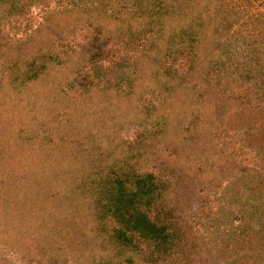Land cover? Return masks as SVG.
<instances>
[{"label": "trees", "instance_id": "obj_1", "mask_svg": "<svg viewBox=\"0 0 264 264\" xmlns=\"http://www.w3.org/2000/svg\"><path fill=\"white\" fill-rule=\"evenodd\" d=\"M112 1L66 0L61 9L47 11L45 24L26 38L27 46L22 50L36 56L39 48H45L43 43L46 41L39 39L40 36L45 35L49 39L47 43L51 50L54 44L68 37L73 29H84L85 26L98 28L101 32L99 38L104 40L113 33L111 28L120 26L124 29L122 34L131 32L127 38L130 40L135 37L136 33H133L138 27L133 22L144 16L142 25L150 26L149 33L154 34L156 46L147 48L142 56L127 54L119 66L121 76L128 73L126 83L128 95L131 92L132 98L117 93L121 84L116 78L106 88L114 90L111 94L102 91L103 95L99 96V92H89L86 87L84 89L87 91L80 93L76 82L81 63L91 59L88 54L68 57L67 62L60 63L57 61L59 56L50 52L45 60L50 65L43 70L35 60L22 61L17 65L18 55L13 51L12 43L5 40L4 32L1 34L0 110L4 117L0 119V221L3 220L0 223V248L5 250L12 246L13 249L20 241L24 242L22 251L35 247V255L29 256L28 252H32H26L23 264H73L75 261L83 264L85 258L89 259L90 264L94 261L93 256L96 259L93 264L99 261V264H142V260L143 264H150L154 259L142 252L143 239L147 240L154 234V237L164 238L165 232L169 233L167 237H172L174 231L151 221L147 216L149 212L135 211L136 199L139 203L138 197L141 196L139 200H146V206L151 210V202L156 198L166 202V187L169 190L176 189L174 185L184 187L181 179L191 173L194 180L198 178L202 186L206 185L208 198L211 195L215 197L205 202L204 212L200 210L199 224L202 230L198 241L202 250L208 247L206 238L210 237V246L222 250L221 253L218 250L208 251L207 255L213 260H216V255L223 258L227 252L237 254L242 250L236 260L228 254L231 259L228 256V259L223 258L218 264H237L239 258L248 261L253 256L255 264H260L258 260L263 261L264 258L259 248L260 243L264 247V192L256 188V182L252 181L259 173L253 174L249 179L250 184L241 189L235 187L242 180L239 177L223 191L218 188L228 179L226 171L233 177L238 175L240 170L234 165L240 164L239 157L244 148L264 153V122L256 125L253 121H264V110L263 119L256 120L257 112L262 109L248 111L250 109L244 107L233 113L231 110H222L225 103L219 97L213 99L197 93L188 96L184 93V86L191 84L194 77L199 81L207 80L204 74L208 72L209 75V68L227 53L223 52V44L217 43L215 39L216 32L221 39L225 36L224 31L217 26L213 32L215 18L222 11L215 0L210 4H205L204 0H135L137 3L145 2L143 10L136 7L127 17L115 19L106 11ZM28 2L34 4L41 0ZM24 3L25 0H0V16L9 17L16 10L23 9ZM119 3L121 0H118ZM223 4L224 1L221 6ZM5 5H10V9ZM260 23L263 25L264 21L259 20L256 25ZM185 27H193V30L188 31ZM176 38H180L178 44L183 42L190 47L191 59L202 62L192 78L174 75L172 70L161 71L165 50L178 55L182 54L181 51L185 52L180 50V45L172 44ZM252 41L254 47L247 46L252 50L251 58L243 55L242 64L235 62L236 69L224 64L220 65V69L225 74H235L245 79L248 90L261 92L262 87L255 84L264 75V66L260 65L264 56V42L257 43V39ZM7 55L10 57L4 58ZM6 60L13 68L12 72H5L3 64H6ZM77 60V66L73 69L71 64ZM258 67H262L260 71ZM7 68L10 69L9 66ZM261 82L264 84V81ZM67 83L71 85L70 93L62 90V86ZM151 95H159L156 103L140 104L143 98ZM253 100L260 103L258 96H254ZM124 104L126 110H119ZM113 112L115 114L111 117ZM191 117L195 118V131L191 135L192 141L186 142L188 149L192 154L209 152L208 159L212 162L211 166L207 164L199 170L188 165L190 162L183 151L170 154V151L164 153L157 147L182 134ZM156 119L160 120L158 131L145 128L136 144L113 134L115 130L129 125H148ZM217 119L230 125L227 132L239 130L234 137H240L241 146L214 145L209 150L210 145L203 142L207 137V141L213 138ZM248 123L251 129L246 132ZM184 147L181 149L184 150ZM134 152L140 153V159H144L140 167L151 165L153 170L159 172V179H164L160 175L165 173L173 181L169 185H161L155 183L157 176H154L151 184L142 186L141 181L128 188L126 180L129 175L124 171L130 172L135 167L130 165L126 154ZM95 154L97 160L92 157ZM85 158L90 160L87 165L84 163ZM78 159L83 160L77 162ZM60 164L62 172L58 171ZM21 175H30L31 183L19 182ZM122 175H125V179ZM82 183L84 189L79 187ZM216 189L219 192H215ZM105 197L110 199L111 207L102 206ZM55 209L57 211L54 212ZM105 212L111 216H105ZM134 230L138 233V244L130 235ZM42 233H50L55 244L50 246L47 242L42 243L37 237ZM164 241L162 245L166 247L168 242L166 239ZM207 255L201 256L208 258Z\"/></svg>", "mask_w": 264, "mask_h": 264}, {"label": "rangeland", "instance_id": "obj_2", "mask_svg": "<svg viewBox=\"0 0 264 264\" xmlns=\"http://www.w3.org/2000/svg\"><path fill=\"white\" fill-rule=\"evenodd\" d=\"M28 1L31 0H25L23 9L16 10L15 13L10 14L9 17L3 18L2 15L0 16V37L1 34L4 32L7 38L5 40L12 43L13 51L18 55L16 57L17 65L22 61L32 62L33 60H35L38 67L43 70L44 67L46 68L47 65H50L48 61L45 62V60H47L46 57L48 54H50V52L54 55L57 54L59 56L57 61L60 63H64L66 60H68V57H72L78 54H88L90 56L89 58L91 59L87 60L85 63H81V69L76 82V88H78L80 93H85L87 90L89 92L93 90L99 92V96L103 95L101 94L102 91L103 93L109 92V94H111L112 92H114V90L111 88L107 90L106 88L113 80V78H116L121 84V87L118 90L119 92L117 93L125 94V96L132 98L131 92H129L128 95L129 89L128 83H126L128 73L124 76H121L119 74V66L122 62V58L125 59L127 54L131 53L138 56H142L147 48L156 46L155 40L153 38L154 34L152 32L149 33L150 26L143 27L142 25V18H144V16L140 17L141 19L139 21L135 20L133 22L136 26L138 25V27L133 33V35L136 33L135 37L131 38L130 40L128 39L131 35V32L129 33L128 31H126L124 34H122V30L124 29L120 26H115L111 28L113 30V33L115 35L117 34L118 36H115L113 33H111L110 38L105 40L99 38L98 34H101V32H99L98 28H87L85 26L84 29L80 27L77 29H73V31L70 32L68 37H64L62 38L60 43L54 44L51 50L49 43H47L49 39L45 37V35H43L42 37L40 36L39 39L46 41V43H43L45 48H39L38 54L36 56H33L26 54V50H22L25 49L27 46V44L25 45L26 38L32 36L34 34V31L37 28L41 27L40 25L45 24V17L47 15L48 10L57 11L61 9L62 7H64L66 0H41L40 3L36 2L38 0H32L36 2L34 4ZM204 1L205 4H210V2H212V0ZM223 1L224 4L223 6H221ZM117 2L118 0H113L112 3H110L106 8V11L109 12V15L113 16L115 19L120 17H127L130 13L136 10V7H139V9L143 10V6L145 5L144 1H142L141 3H137L135 2V0H131L130 3H128L129 1L127 0H121V4H117ZM214 2L217 4L218 8H220V11H222L223 13H226L228 11V13H226L225 15H223V13L221 12L220 15L216 16V22H214L215 27L213 28V32L216 31L217 26L219 30L224 31L225 36L221 37V39L218 38L220 36L216 32L215 39L217 43L220 42V44H223V52L226 51L227 53L226 55L222 56L221 60L217 62L216 65H212L209 68V75H207L208 72L204 74L208 77L207 80L199 81L196 77H194V80H192L191 84H186L184 86V93L187 96L193 93H197L199 96L204 95L213 99L219 97V100H222L225 103L222 106V110H231L232 112L234 111L233 113L238 111V108L242 109L244 107H248V109H250L248 111H252L253 108L254 110L262 109V111L257 112L258 117L256 119L261 120L263 119L262 113L264 110V84H262L261 81H264V75L261 78V81L255 84L257 87H262L261 92H258L256 90H248L249 85L244 82L245 79H240L235 74H233L234 76H236L235 78L233 75L225 74L223 72V69H220V65L224 64L225 66L230 67V69H236L235 62H241L240 64H242V61L244 59L242 58L243 55L248 56V59L252 57V50L247 48L248 45L254 47V45L251 44L253 42L252 39H257V43L264 42V24L262 25L260 23L259 25H256L257 21H264V0H215ZM6 8L10 9V5H8ZM234 21L235 23H233ZM192 28L193 27H185V29H187L188 31L193 30ZM230 35H233V37L230 38ZM178 40L180 41V38H176V40L173 39L172 44L180 45V50L182 49L185 52L181 51L182 54L178 55V53L170 54L169 51L167 52L165 50L164 57L162 58V62L164 60V63L161 68V71L172 70L174 75H183L192 78V74H195V71L199 70L202 65V62L200 60H197L195 62L193 59H191L189 55L190 47L183 42L178 44ZM0 41H3L2 38H0ZM237 55L239 56L238 60L236 58ZM9 57L10 56L7 55L4 58ZM78 61L79 60H77V62H75L74 64H71V66H73V69L77 66ZM5 62L6 64H3V66L6 67L5 72L8 73V70L12 72L13 68L10 67L9 62H7V60ZM260 65L264 66V56L262 57V62ZM7 66H9L10 69H8ZM260 68L262 67H258L259 71ZM262 73H264V71H262ZM129 78L132 80V74L129 75ZM214 79L220 80L215 81ZM219 85H222L223 87H220ZM245 85H247L246 90ZM70 87V84H64L62 86V90L66 91L67 93H70L72 92ZM85 87L88 89L85 90ZM240 87L241 89H239ZM98 89L100 90L98 91ZM242 89L245 91L244 93ZM236 91H239V93L237 94ZM104 95L107 96V94ZM254 96H258V99L260 97L259 104L254 102ZM157 97H159V95H157ZM157 97H153L151 95L149 97L143 98L140 104L146 103L147 105H153L154 103H156ZM68 106L70 108V104H68ZM120 107L121 106L117 107L116 109L118 110ZM126 107L127 106L124 104V107L120 108L119 110H126ZM117 110L116 112L118 115ZM1 113L2 112L0 110V119H2L3 116ZM114 114L115 113L113 112L111 117H113ZM247 119L250 118L248 117ZM253 121L256 125L264 122L255 121V119H253ZM158 124L160 125V120L156 119L150 121L148 125H129L126 128L115 130L113 134L136 144L137 139L143 134L145 128H147L148 131H158ZM194 124L195 118L191 117L183 133L175 136V139H179V141L181 140L184 142H179L173 139L171 141L166 142V144H163L162 146L157 145V147L160 149V151H163L164 153L170 151V154L176 152L178 153L179 151L180 153H182L183 151V154L186 155L188 162H190L188 165L191 168L199 170L204 166H207V164L208 166H211L212 162H210V160L208 159L209 152H199L192 154V152H190L188 149L189 145H187L186 142L192 141L191 135L193 134V131H195ZM215 126L216 128L214 127V131L212 134L213 138H210L211 140L207 141V137L206 140H204L203 142L210 145L209 150H212V148H214V145L223 146L226 144H231L237 147L243 144L242 141H240V137H237V139L234 137V134L239 131L238 129L237 131L231 129V131L227 132L226 129L230 128V125H228L227 122L223 123L218 119L215 122ZM248 127L249 129L246 130V132L250 131L251 129L249 123L246 125V128ZM200 128L201 126L199 127V129ZM183 145L185 146L184 150L181 149ZM96 156L97 155L95 154L92 157L97 160L95 158ZM126 156L128 160L131 161L130 165H134L135 167V170L131 168L130 172L124 171L127 172V174L129 175L126 180L128 188L133 184L137 185V182L141 181L142 186L145 185V183L151 184L153 183L152 177L154 176H157L155 183L159 182L161 183V185H169V183L173 181V178H170L169 175L165 173L160 175L164 176V179H159V172L157 170H153L151 165H142V167H140V164L142 162L144 163V159H140V153L134 152L126 154ZM223 157L226 158V156L224 155ZM85 159L86 160L84 161V163L87 165L90 160L88 158ZM82 160L83 159H78L76 161L79 162ZM239 163L240 164L237 163L234 165V167L238 169V171L240 170L238 175L236 177H233V175L229 173V171H226L228 179L225 183L223 182L220 185L221 187L218 189L223 191L226 186H229L231 184V182L236 181L237 177L242 178V180L237 185H235V187L237 189H241L242 186H247L248 183L250 184V177H253L252 175L258 172L259 176H254L252 178V181L256 182V188L258 187L260 191L264 192V153H262L260 150L246 147L244 148L243 152L239 157ZM73 170H75V168ZM251 170H253L254 172H250ZM58 171L62 172V164H60ZM107 173H109V171ZM122 177L123 179H125V175H122ZM31 179L32 177L30 175H21L19 177V182L29 184V182L31 183L32 181ZM181 181L183 182L184 187L174 185L176 189L170 190L168 187H166V202H163L162 200L156 198L153 202H151V206L153 207L151 210L147 208L146 200H139L141 196L138 197L139 203H137L136 199V203L134 205L135 211L138 210L143 212H149L147 216L151 221H153L158 226H161L162 228L165 227L170 229L171 231H174V235L172 237H167L169 233L165 232V235L163 236L164 238L160 236L159 239L157 237H154V234V236L150 235L147 240L143 239L142 242L144 245L141 246L142 252H144L147 257L154 259V262H150V264H218L223 260V258L224 260L228 259L229 255H231L233 258L235 257L236 260V258L238 257L237 255L240 254L242 250L237 252V254H231L230 252H227V254L224 255L225 257L223 258L217 257L219 255H216V260H213L212 257L208 256V251L214 252L218 250L220 251V253L222 251L219 249H214L210 246V237L206 238V243L208 244V247H206L205 250H202L203 247L198 241L199 237H201L199 236V233H201L202 230V226L199 224V218L201 214L200 210H203L204 212L206 210L205 202H207L208 200L210 201L212 197H215L214 195H211L208 198L207 191H205L206 185L202 186V182H200L198 178L194 180V177L191 176V173L185 175L184 179H181ZM253 185L254 183L251 184V187ZM79 187L83 188V183ZM135 189L138 190L136 186ZM218 189H216L215 192H217ZM214 190L215 189H213V192ZM101 204L105 208L111 207L110 199L108 197L103 198ZM55 211H57V209H55L54 212ZM104 214L105 216H111L108 214V212H105ZM110 220L114 221L113 218H110ZM2 221L3 220L1 219L0 223ZM21 227L22 226L20 225L19 228ZM18 230L22 231L20 229ZM48 234L42 233L41 236L37 237L42 243L47 242L49 243V245H54L55 242L53 241L55 240H53V238L50 236V233ZM130 235L135 241H137L135 242V244H138L137 231H132ZM164 239H166V242H168L166 247L162 245V242H165ZM23 243V241L18 242L17 245L13 247V249L12 246L10 249L5 250L0 248V264H4L5 262H20L23 264L25 262L23 258L26 252H32H28L29 256L35 255V247L26 251H22ZM210 248L213 249L211 250ZM259 248L264 254V247H262L261 243ZM202 254H206L208 258L205 256L202 257ZM250 254H253V252ZM229 258L231 259L230 256ZM249 259H247L248 261H246L242 258H239L237 264H255L254 256L250 260ZM92 260L94 261L90 264H93L96 261L94 256L92 257ZM258 261L260 262V264H264V258L263 261ZM88 262L89 259L85 258L83 264H88ZM72 263L81 264L78 263V261ZM99 263L101 262L99 261Z\"/></svg>", "mask_w": 264, "mask_h": 264}]
</instances>
